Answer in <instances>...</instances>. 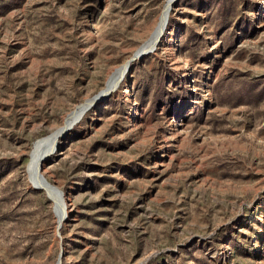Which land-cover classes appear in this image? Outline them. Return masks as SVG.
Here are the masks:
<instances>
[{"label":"rangeland","instance_id":"rangeland-1","mask_svg":"<svg viewBox=\"0 0 264 264\" xmlns=\"http://www.w3.org/2000/svg\"><path fill=\"white\" fill-rule=\"evenodd\" d=\"M165 3L0 0V264H264V0L175 1L97 96ZM93 99L40 166L58 223L29 153Z\"/></svg>","mask_w":264,"mask_h":264},{"label":"bare ground","instance_id":"bare-ground-1","mask_svg":"<svg viewBox=\"0 0 264 264\" xmlns=\"http://www.w3.org/2000/svg\"><path fill=\"white\" fill-rule=\"evenodd\" d=\"M169 1L166 0L165 5L162 8V11L159 17L156 20L154 27L152 28L149 36L145 39V41L137 48L136 52H143L146 50H153L159 41L162 30L167 27L168 15L170 10ZM126 61L122 64L116 65L113 67L112 71L108 74L107 79L105 80V84L102 87L100 93H98V97H100L104 93L112 92L117 88L121 80V75L126 68ZM87 103V105H86ZM79 103L76 104L70 111H68L61 123V126L52 132L51 135L38 138L32 145V149L29 153V159L26 165L28 177L30 182L35 185L40 186L45 191L51 189L45 183H42L38 177V166H41L48 158H50L54 152L57 142L61 139L63 132L68 130L73 124L79 121L83 112L87 109L90 102ZM48 135V134H47ZM57 193L53 194V200L56 204V217L59 221L62 220L63 216L67 217V209L65 207L64 198H58Z\"/></svg>","mask_w":264,"mask_h":264},{"label":"water","instance_id":"water-1","mask_svg":"<svg viewBox=\"0 0 264 264\" xmlns=\"http://www.w3.org/2000/svg\"><path fill=\"white\" fill-rule=\"evenodd\" d=\"M169 1V4H170V7H171V5L175 2V1H177V0H168ZM162 34V33H161ZM148 51H150V50H146V51H143V52H134L133 53V55L130 57V59H128V61L126 62V68H127V66H128V63H129V61H132V60H134V59H136V58H142L143 56H144V54L145 53H147ZM96 99V98H95ZM94 101V99L93 100H90V101H88V102H90V103H92ZM65 132H67V130L66 131H64L63 133H65ZM38 177H39V179H40V181L42 182V183H45L46 185H50L49 187L51 188V189H49L48 191H47V193H48V195L50 196V197H53V194H55V193H57L58 195H59V197L62 199V192L60 191V190H58L57 188H55L52 184H50L45 178H44V176L42 175V173H40V166H38ZM60 221L58 220V223H59ZM57 264H60V260H58V262H57Z\"/></svg>","mask_w":264,"mask_h":264}]
</instances>
